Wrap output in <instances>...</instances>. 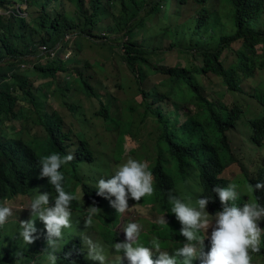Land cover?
I'll use <instances>...</instances> for the list:
<instances>
[{"label": "trees", "instance_id": "trees-1", "mask_svg": "<svg viewBox=\"0 0 264 264\" xmlns=\"http://www.w3.org/2000/svg\"><path fill=\"white\" fill-rule=\"evenodd\" d=\"M22 2L24 6L17 10L10 8L20 6L13 0H0V132L12 121L20 120L25 108L39 120L42 134L34 136L25 128L19 131L13 127L16 137L7 140L0 134V203L11 208V215L0 224V264H41L45 259H48L46 264H52L49 255L56 257L55 264H100L89 256L90 246L99 245L98 235L92 230L85 236L80 234L86 222L84 218L91 214L90 209L102 207L100 194L93 188L97 185L94 171L100 167L95 165L96 169L88 173V182H82L88 172L84 173L82 168L89 166L90 169L97 160L96 155L82 130L73 134L64 132L62 122H52L50 116L41 114L40 99L45 93L34 88L28 77L48 80L43 87L49 89L58 73L71 75L65 80V86L78 97L71 103V111L80 116L81 123L87 122L79 98L84 95L90 107L89 117L102 120L105 130L115 133L117 143L123 142L122 134L132 135L136 109L128 103L125 120L111 115V99L100 100V94L77 67L80 60L73 55L62 59L61 52L67 47L61 46L56 58L34 64L28 74L18 72V61L26 56H38L40 45L52 47L70 34L75 38H101L92 30L107 16L115 22L116 30L124 27L126 41L121 43L120 49L142 98V113L138 117H153L157 123L150 170L153 192L139 201L134 200L139 204L151 203L154 212L169 217L163 229L158 231L156 227L158 232L151 234L153 239H157L163 249H177L188 243L181 234L183 225L172 219L175 213L171 211L170 200L178 198L176 186L191 179L199 187L193 192L195 207L199 199L207 198L204 210L212 214L215 224L216 213L223 208L215 188L227 187L230 184L224 176L227 167L240 163L234 156L229 134L237 127L244 111L236 98L232 106L211 100L199 77L203 82L211 77L221 78L227 92L233 95L241 92L240 75L251 78L255 71L264 70V0H89L87 6L84 0H18ZM146 18L155 21L149 38L157 41L152 44L145 43L144 39L134 41L137 30L147 25ZM206 26L217 35L206 32ZM163 40L168 41L170 48L183 45L184 41L192 43L193 46L185 47L200 59L199 66L177 68L156 63L160 60L154 62L153 57L159 45L163 47ZM236 43L239 48L234 51L231 64L225 66L221 56L225 51L231 52ZM75 44L80 48L78 39ZM199 45L213 47L201 49L197 48ZM91 96L98 99L99 111H94ZM250 97L257 103V111L245 121V141L259 150L264 147V92L258 91ZM174 104L178 105L175 119L171 117L172 111L166 115L165 109ZM178 110L184 117L183 122L178 121ZM117 143L113 155L118 159L121 144ZM53 152L72 155V160L61 165L58 171L64 174L65 190L75 195L68 206V226L62 227L59 237L48 233L44 222L36 215L39 209L20 212L9 204L17 197L24 196L32 202L36 196L47 194L51 204L47 208L55 206L58 195L55 186L47 176L41 175V160ZM259 167L250 173L241 166V173L253 186L255 201L264 207V188L254 187L257 182H264V165ZM102 175L99 172V176ZM243 204L245 202L236 205L242 207ZM29 220L35 228L30 243L21 235L22 225ZM108 222L112 227L117 225L116 219ZM41 227V233L36 234ZM101 238L111 246L107 238ZM170 241L181 243L172 246ZM256 253L264 256V231ZM158 257L159 254H155L152 259L155 261ZM177 259L183 264V257ZM203 260L204 256L195 257L192 264H202Z\"/></svg>", "mask_w": 264, "mask_h": 264}, {"label": "rangeland", "instance_id": "rangeland-1", "mask_svg": "<svg viewBox=\"0 0 264 264\" xmlns=\"http://www.w3.org/2000/svg\"><path fill=\"white\" fill-rule=\"evenodd\" d=\"M13 2L20 6L12 5L10 7L11 9L21 10L20 8L24 6L23 2L20 4L18 3V0H13ZM88 2L89 0H84V6H87ZM202 12H205V10L201 11L200 14H202ZM116 13L117 12H115V14ZM26 16L27 15L24 17ZM28 20L29 18L27 17L26 21ZM146 21L147 25L137 30V35L135 36L134 41L142 42V39H144L145 43L152 44L151 42L157 41L156 38H149L151 35L150 27L153 25V23H155V21H150V18H146ZM208 27L209 26H206L205 28L206 32H212L217 35L213 29ZM118 29L119 30H116L115 22L110 16L103 17L92 30L93 33L100 35L101 38H65L50 48H58L57 52H59L61 46H63V48L67 47V49H63L61 52L62 59L67 60L69 55L70 57L73 55L80 60V63L77 65V67L82 69L83 75L89 81V84L93 86V89L96 93L98 92L100 94V100L103 101L107 98L111 99V115H117L121 120L127 119L126 114L128 113V109L126 106L128 103H132L133 107L136 109L134 114V127L132 129V135H129L128 133L121 135L123 142L119 140L117 143L115 133H108V131L105 130V125L103 124L102 120L89 117L88 99L84 97V95H80L79 98L82 111L86 114L88 119L87 122L81 123L79 121L80 116L74 115V113L71 111V103L78 97L73 96V92L66 89L65 86V80H68L71 75L58 73L57 79L52 83L49 89L43 87V84L48 80H42L36 76L28 77L29 82L34 88H39L45 93L43 94L41 92V114H47L50 116L52 122H62L64 132L70 131L73 134L78 130H82L85 133L87 141L90 144L91 150L95 153L97 160H95V164L92 167L90 166V169L89 166L87 168H82L84 173L88 171L86 176H84V180L82 181L83 183L88 182V173L90 170L96 169L95 167H100V169L97 168L95 171L93 170L95 173H97V183L100 179H104L105 181L110 179L115 175L118 166L121 163L126 162L129 157L144 162L149 170H151L153 165L154 143L157 135L156 119L153 117H148L146 119H141L138 117V114L142 113V107H140L142 98L138 93V86L134 81V76L127 68L123 59V51L120 49L121 43L126 41L124 36V27L121 26L118 27ZM157 29L158 28L154 29L153 31H156ZM262 29L256 28V30ZM74 39L75 41L78 39L80 48L76 47ZM168 44V41L165 40L163 47L162 45H159L160 49L157 51V55L153 57L154 62L160 60V62L156 63L166 67L177 68H191L192 66H199L200 59L195 55L194 51H187L185 47L190 45L193 46L192 43L189 41H184L183 45L178 46L176 44L173 48H170ZM212 47L213 46L211 45L197 46V48L201 49ZM238 48L239 44L236 43L232 45L230 49L231 52L228 50L222 54L221 57L223 58L222 60L225 66L231 64L235 56L234 51H236ZM258 50H260V47ZM41 61L42 57L40 60L37 55L26 56L21 61H18V72H21L22 74H28L34 64H44ZM199 80L204 84L206 96H208L211 100H220L227 106H232L235 98L239 100L238 102L240 103L244 114L237 127H235L234 131L229 134V137L234 156L240 163L227 167L224 176L227 177L230 183H236L238 185V199L234 203H248L252 200H255L253 191L251 193L247 191V186L249 183L247 180H245L243 174L241 173V166L246 172L253 173L256 172L258 168H260L259 166L264 165V147L259 148L258 150V148L249 145L245 141L247 137L245 132L247 131L245 128V121L246 119L250 118L251 113L257 111V103L254 102L250 96L254 95L258 91L264 92V70L255 71L254 76L251 78H243L242 75H240L239 89L241 92L235 93L233 95L230 92H227L226 86L224 85L221 78L211 77L210 80L203 82L199 77ZM90 99L92 100L94 111H99L100 108L98 99L94 96H91ZM177 108L178 105L176 104L171 107L168 106V108H165L166 115H169L168 112L172 111V116H170L175 119L177 116ZM22 112L23 114L20 120L12 121L9 123V127L1 129V136H4L7 140L16 137L15 131L12 130V127L19 131L25 128L31 133V135L34 136H39L42 134L39 120L34 115H30L29 111L25 108ZM178 114V121L183 122L184 117L181 115V110H178ZM116 143L118 145L121 144L119 151L120 158L118 159L113 155L115 152ZM99 172H102L103 175L99 176ZM93 188L97 189V185L93 186ZM198 190L199 187L197 182L194 179H191L187 180L183 185L182 183L178 184L176 186L175 193L178 195V199H182L195 207L193 192ZM100 197L102 205L101 209L98 210L96 215L93 216L90 214L84 218V221L86 222L84 223L80 234H84L85 236V234H89L87 232L92 230L98 235V238L96 239L99 241V245L95 243V246L98 248V250H102L104 252L106 256L105 264H130V261L124 255L123 249H120L119 252H117V249L115 248V244L117 243L139 242L143 243L144 246L151 248L153 255L164 251H167L169 256L175 254L176 249L160 248L157 250L152 247V243L149 241V239L155 238L151 234H156V232H158L160 229H163L167 222H169V217L165 215V213L154 212V207L151 203L139 204L135 202L134 199L131 198L127 193V191L126 209L124 212L118 211L115 205L116 197L114 195L105 191L103 194H100ZM9 204L13 208L21 210L20 212L24 211L30 213L32 211L31 201L24 196L15 198ZM49 206H51V204L48 203L46 207ZM40 210L42 209H39V211ZM204 212L207 215L209 221L208 227L203 229L205 232V237L202 244L195 241L192 242V245L195 249V257L197 258L205 256V254L210 250L211 232L216 227V224L212 223V214L205 210ZM90 219L91 223H89ZM109 219H116L117 225L112 227L111 223L108 222ZM172 219L179 225H182L175 214L172 216ZM161 220L164 221V224L160 223ZM129 223L138 224L139 236H134L132 241H128L125 234V229ZM257 226L261 229L262 236L264 231V216H262L257 221ZM156 227L158 228V231ZM41 231L42 227L35 233L40 234ZM101 237L107 238L111 246L102 241ZM143 238H145L144 241ZM141 240L142 242H140ZM89 243L90 241L87 240L86 244L88 245ZM169 243L172 244V246H178L181 241H170ZM249 253L252 257L251 264H264L263 255L252 252L251 250H249ZM47 260L48 259L42 260L41 264H46Z\"/></svg>", "mask_w": 264, "mask_h": 264}, {"label": "clouds", "instance_id": "clouds-1", "mask_svg": "<svg viewBox=\"0 0 264 264\" xmlns=\"http://www.w3.org/2000/svg\"><path fill=\"white\" fill-rule=\"evenodd\" d=\"M72 160V155L61 156L57 152L45 156L42 162V176H47L55 186L58 193L55 206L52 208L44 207L48 204V195L41 194L36 196L31 202L33 210L42 209L36 212L50 235L59 237L62 227L68 226L69 204L75 195L65 190L64 174L58 171L61 165L67 164ZM256 189L264 188V182H257ZM238 185L230 183L227 187H216L215 192L219 201L223 205L222 211L216 213V227L211 232V247L205 254L202 264H251L252 252L259 251L261 244V229L257 226V221L264 216V207L260 206L255 200L243 204L242 207L234 203L238 199ZM105 191L116 197L115 205L119 212L126 209V191L134 200L139 201L141 197L150 196L153 192L152 175L146 164L137 159L129 157L126 162L121 163L114 176L108 180L100 179L97 183V194ZM247 191L251 193L253 186L248 185ZM171 211L175 213L177 219L183 225L181 234L188 243L175 250V254L169 256L167 251L160 252L159 257L154 261L153 252L149 247L139 242H125L115 244L117 252L124 250V255L130 264H180L177 257H183V264H192L195 258V249L191 242L195 241L202 244L205 232L208 227V217L204 212L207 198L197 201V207L182 199L172 198ZM98 209L92 207L91 215H96ZM11 215V208L4 203H0V224ZM91 223V219L89 220ZM164 224V221H160ZM21 233L25 242H31L32 232L35 231L33 221L29 220L23 225ZM126 238L132 241L134 236H139L138 224L129 223L125 229ZM152 247L159 250L161 243L157 239L151 241ZM94 253V254H93ZM15 255L19 256L20 253ZM89 256L97 260L100 264H105L106 256L102 250L90 246ZM119 258V257H118ZM49 260L55 264L56 257L49 255Z\"/></svg>", "mask_w": 264, "mask_h": 264}, {"label": "built area", "instance_id": "built-area-1", "mask_svg": "<svg viewBox=\"0 0 264 264\" xmlns=\"http://www.w3.org/2000/svg\"><path fill=\"white\" fill-rule=\"evenodd\" d=\"M74 36L75 35L70 34V35H67L65 38L68 39V38H72ZM57 51H58V48H50L46 45H40L38 47V57H40V58L42 57V61L45 62L47 60L56 58L58 55Z\"/></svg>", "mask_w": 264, "mask_h": 264}]
</instances>
